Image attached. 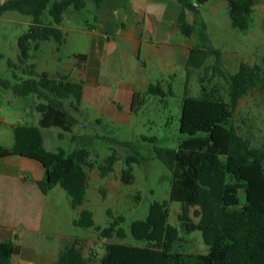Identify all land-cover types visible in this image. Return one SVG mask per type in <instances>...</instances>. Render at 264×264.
<instances>
[{
	"label": "trees",
	"instance_id": "16d2710c",
	"mask_svg": "<svg viewBox=\"0 0 264 264\" xmlns=\"http://www.w3.org/2000/svg\"><path fill=\"white\" fill-rule=\"evenodd\" d=\"M89 0H10L0 5V18L7 12H18L32 18L29 30L18 40L20 50L16 65L9 66L21 71L26 79L15 85L3 81L2 87L12 90L19 97L34 95L35 106L41 118L37 126L18 125L13 128L14 145L0 146V160L25 155L45 160L48 163L46 180L38 182L44 194L60 186L71 198L73 208L83 206L89 188V173L94 168L90 153L86 149L55 152L45 147L43 130L57 128L63 133H73L79 124L73 113L79 112V103L84 95L83 82L66 81L48 73H38L35 65H28L32 44L38 50L42 42L55 40L65 42L62 25L70 9L80 11ZM101 7L107 0H92ZM180 6L177 22L183 27L185 36L195 33L190 23L191 11L197 5L213 0H174ZM228 3L232 27L247 31L253 23L257 0H220ZM52 21L44 22L46 12ZM206 42V35H202ZM82 57V56H80ZM215 58L213 70L229 83L226 102L215 89H208L201 78L202 94H190V80L194 71L208 69V61ZM264 63V59H263ZM221 54L207 45L191 49L186 64V86L182 100L180 131L188 136L178 150L156 149L158 158L173 173L175 188L173 199L182 202L178 215L181 231L169 223L167 204L154 203L145 220L132 224V236L146 242L145 247L125 244L105 246L100 264H264V148H255L232 126L234 110L247 93L264 84V67L243 63L237 73L228 75L222 70ZM17 77V75H16ZM172 88L165 91L162 83L152 84L146 94H135L132 112L137 113L146 104V96L165 98ZM70 105L67 106V103ZM60 137H64L63 134ZM150 141L156 143V139ZM120 157L114 152L101 166V176L114 171ZM139 159L127 160L129 169L122 172L125 185L134 182L131 165ZM241 194L245 197L242 202ZM110 227L95 226L94 215L83 210L75 226L95 230L103 239L126 238L121 228L125 217H114ZM198 220V221H195ZM200 231L208 254H186L176 252L175 244L186 235ZM84 240L77 238L66 244L55 264H91L84 256ZM21 248L13 242H0V264H12Z\"/></svg>",
	"mask_w": 264,
	"mask_h": 264
},
{
	"label": "rangeland",
	"instance_id": "374dc122",
	"mask_svg": "<svg viewBox=\"0 0 264 264\" xmlns=\"http://www.w3.org/2000/svg\"><path fill=\"white\" fill-rule=\"evenodd\" d=\"M7 1L10 0H0V5ZM112 5L113 0H107L99 8L89 0L87 6L80 11L70 9L62 25L65 42H42L38 50L33 43L27 64L35 65L38 73L54 72L60 67V59L66 61L75 54L88 52L91 34L104 31L108 25L105 20H110L111 28L123 22L124 10L112 14L108 10ZM155 5L161 7V15L148 11L145 18V38L153 42L166 38L167 31L181 11L174 0H155ZM134 11L136 14L137 10ZM252 18L251 28L239 31L232 27L227 2L213 0L204 5H197V10L191 11L189 16L190 23L195 28L191 43L196 46L205 44L209 49L220 52L222 70L228 75L237 73L243 63L264 67V0H257ZM159 20L161 30L151 31L148 28L149 22L156 28ZM51 21L47 11L44 22L48 24ZM31 24L30 16L18 12H7L0 18V78L12 85L26 79L21 71L10 68L9 61L20 65L18 40L29 30ZM203 34L206 35L205 43L202 41ZM183 39L176 38L179 45L183 44ZM214 65L213 57L207 63V70L193 72L190 94L193 97L201 96L203 78L208 89H215L220 97L228 102L229 83L219 73L214 72ZM158 78L167 91L172 88V93L165 98L146 96V104L137 113H133L129 123L114 122L110 119L98 122L96 109L86 103L82 107V114L76 115L79 124L73 133H63L57 128H52V131L56 132H46L48 148L63 149L68 153L86 149L90 153L89 159L94 168L88 171L89 188L83 206L73 208L70 196L60 186L50 196L49 201L58 205L56 227L61 237L43 240L42 247L56 248L61 241L66 245L77 238L83 239V253L91 264H100L108 243L145 247L146 242L136 240L132 236L131 226L136 221L145 220L150 206L154 203L167 204L169 223L181 231L178 215L182 210V202L172 197L175 188L173 173L158 158L156 149L178 150L181 143L188 138L180 131L186 70L179 63L171 72L160 74ZM37 102L34 95H14L12 90L4 89L0 81V118H4L7 123L0 125V134L4 138H13V126L37 125V117L40 115L35 108ZM232 126L241 136L248 139L252 146L264 148V84L251 89L239 102L234 110ZM61 134L64 137H60ZM151 139H156L157 142L154 143ZM0 142L6 141L0 139ZM114 152L120 160L110 175L102 177L100 168ZM130 157L139 159V162L131 165L134 182L125 185L122 172L130 168L127 163ZM240 197L242 202H245L244 195L241 194ZM83 210L93 213L95 226L101 229L110 227L113 222L108 214L109 210L114 217H125L121 228L125 230L126 238L115 236L112 239H103L95 228L75 226L74 221L79 219ZM174 250L202 255L209 252L200 231L191 235L181 232V238L175 244Z\"/></svg>",
	"mask_w": 264,
	"mask_h": 264
},
{
	"label": "crops",
	"instance_id": "0c3cea01",
	"mask_svg": "<svg viewBox=\"0 0 264 264\" xmlns=\"http://www.w3.org/2000/svg\"><path fill=\"white\" fill-rule=\"evenodd\" d=\"M108 10L112 14L124 10L123 22L111 28L110 20H105L108 24L105 30L91 34L88 52L75 54L66 61L60 59V67L54 72L42 73L85 84L79 112L73 113L75 117L82 114L84 104L90 103L97 111L98 122L110 119L129 123L135 94H146L152 84L159 83L160 74L171 72L179 63L186 70L191 49L196 44L191 43L194 35L185 36L177 16L164 40L153 42L145 38L146 13H162L155 0H113ZM157 22L156 28L151 22L148 28L160 31L161 21ZM177 37L184 38L182 45L178 44ZM40 118L39 115L37 123ZM0 125H7L4 118H0ZM46 132L56 131L44 129L43 136L46 149L57 151L48 148ZM0 139L6 141L0 142V146L14 145V134L13 138L0 134ZM47 172L48 163L42 159L18 155L0 160V242H13L21 248L20 254L12 258V264H55L65 246L64 241L56 248L41 246L43 240L61 237L56 227L58 205L49 201L58 186L44 194L37 184L46 180Z\"/></svg>",
	"mask_w": 264,
	"mask_h": 264
}]
</instances>
